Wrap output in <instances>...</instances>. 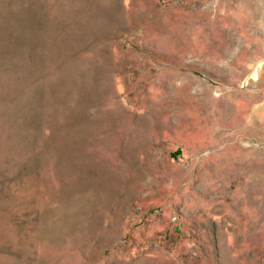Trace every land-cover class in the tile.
Segmentation results:
<instances>
[{"label":"rangeland","instance_id":"obj_1","mask_svg":"<svg viewBox=\"0 0 264 264\" xmlns=\"http://www.w3.org/2000/svg\"><path fill=\"white\" fill-rule=\"evenodd\" d=\"M0 264H264V0H0Z\"/></svg>","mask_w":264,"mask_h":264}]
</instances>
